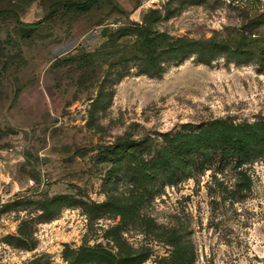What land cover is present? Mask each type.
<instances>
[{"label":"rangeland","instance_id":"1","mask_svg":"<svg viewBox=\"0 0 264 264\" xmlns=\"http://www.w3.org/2000/svg\"><path fill=\"white\" fill-rule=\"evenodd\" d=\"M0 11V264H264V5Z\"/></svg>","mask_w":264,"mask_h":264},{"label":"built area","instance_id":"2","mask_svg":"<svg viewBox=\"0 0 264 264\" xmlns=\"http://www.w3.org/2000/svg\"><path fill=\"white\" fill-rule=\"evenodd\" d=\"M236 2H238V1H245V0H235ZM247 1H249V2H253V3H255V2H257V3H259L261 6H263L264 5V0H247Z\"/></svg>","mask_w":264,"mask_h":264},{"label":"trees","instance_id":"3","mask_svg":"<svg viewBox=\"0 0 264 264\" xmlns=\"http://www.w3.org/2000/svg\"><path fill=\"white\" fill-rule=\"evenodd\" d=\"M3 13H4V11H0V15L3 14ZM33 25H34V24H25V26H27V27H29V26L31 27V26H33ZM234 145H237V143L234 144ZM247 154H248V153H246V152H245V155L242 154V158H245V156H246V158H247ZM174 262H176V260H174Z\"/></svg>","mask_w":264,"mask_h":264}]
</instances>
